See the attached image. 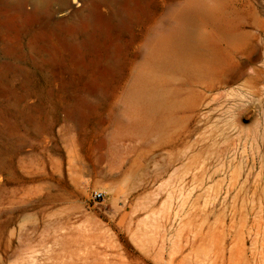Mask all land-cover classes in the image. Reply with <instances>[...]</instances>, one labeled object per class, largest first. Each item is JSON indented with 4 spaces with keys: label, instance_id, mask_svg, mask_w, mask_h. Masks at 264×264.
I'll list each match as a JSON object with an SVG mask.
<instances>
[{
    "label": "rangeland",
    "instance_id": "1",
    "mask_svg": "<svg viewBox=\"0 0 264 264\" xmlns=\"http://www.w3.org/2000/svg\"><path fill=\"white\" fill-rule=\"evenodd\" d=\"M17 1L0 0V264H264V0L117 2L75 39L55 20L89 0H51L61 18Z\"/></svg>",
    "mask_w": 264,
    "mask_h": 264
},
{
    "label": "bare ground",
    "instance_id": "2",
    "mask_svg": "<svg viewBox=\"0 0 264 264\" xmlns=\"http://www.w3.org/2000/svg\"><path fill=\"white\" fill-rule=\"evenodd\" d=\"M61 1H67V0H61ZM122 1L126 5H130V4H133L135 0H89L83 3V9H88L90 13H83L79 21H77L78 23L74 22L76 23V25L71 22L72 24L63 26L62 21L57 19L55 20V27L58 31L64 34V37L68 39H75L76 33H79L81 31L82 32L88 31L92 23L95 24V23H101L105 21V17L100 16V12H102V6H107L109 7V9H113V13H114L116 8L113 5H116L117 2H122ZM17 2H18L19 10H22L23 7H25V5L30 4L34 7V9L38 13H45L51 17L52 15L54 16L57 15L58 18L59 17L61 18L62 16L66 15V13L68 12V10L64 8H59V10L53 11L51 9V3H50L51 0H18ZM69 7L68 8L70 10L71 6ZM182 17L184 19L183 22H190L192 20V13L185 11L182 13ZM183 22L179 23L176 26L175 32H177V34H182L184 32L185 25ZM138 93L146 95L147 97L145 98L150 104V107L152 109H157V107L160 104V97H156L155 90H153L150 86H145L139 89ZM260 206H262V203L260 204Z\"/></svg>",
    "mask_w": 264,
    "mask_h": 264
},
{
    "label": "built area",
    "instance_id": "3",
    "mask_svg": "<svg viewBox=\"0 0 264 264\" xmlns=\"http://www.w3.org/2000/svg\"><path fill=\"white\" fill-rule=\"evenodd\" d=\"M106 196H107V193L103 190H95L91 193V199L92 201L96 203L104 201Z\"/></svg>",
    "mask_w": 264,
    "mask_h": 264
}]
</instances>
